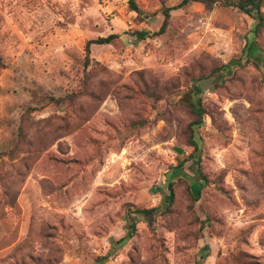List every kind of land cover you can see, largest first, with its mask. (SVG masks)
Here are the masks:
<instances>
[{
  "label": "rangeland",
  "instance_id": "obj_1",
  "mask_svg": "<svg viewBox=\"0 0 264 264\" xmlns=\"http://www.w3.org/2000/svg\"><path fill=\"white\" fill-rule=\"evenodd\" d=\"M181 1L0 0V264H264V27Z\"/></svg>",
  "mask_w": 264,
  "mask_h": 264
},
{
  "label": "trees",
  "instance_id": "obj_2",
  "mask_svg": "<svg viewBox=\"0 0 264 264\" xmlns=\"http://www.w3.org/2000/svg\"><path fill=\"white\" fill-rule=\"evenodd\" d=\"M193 2H200L202 3L207 9H213L217 5H224L228 7H236L240 9L242 12L252 16L256 22L254 24V27L252 29V32L254 34V37L259 34L261 29L264 27V12L262 10V4L264 0H182L179 3V7H185L188 6L189 4ZM129 6L132 10L136 11L139 15L143 14V11L141 7L138 5L137 0H128ZM163 14H164V20L163 23L160 27V30L158 32H163L169 25V21L171 18V7L165 6L163 7ZM150 31H145V30H139L137 31V37L138 39H146L147 37L151 36ZM117 37V34H110L106 37H98L96 39L89 40L86 45V63L89 62L90 60V44L92 43H111L114 38ZM253 37V38H254ZM248 48L250 49L249 55L246 57V59L249 61L252 58L251 51L253 50L256 42L254 39H247ZM238 63H241V61H238L237 59H230V61L222 66V68L229 69V71L237 66ZM199 90V89H198ZM197 90L196 93V99L188 102V106L191 109L193 115L195 116L194 121L190 125V136L189 140L191 145L194 146V149H197L198 144L196 140L194 139V129L193 125H201L205 122L206 120V111L205 108L202 105L201 98L199 97V91ZM194 173L198 180L201 182L202 187L205 186L208 183V177L203 173L201 167L197 166L194 169ZM168 189H169V194L166 197V200L164 201L163 204L157 205L154 207L150 208H140V209H135V212L137 213H142L144 215H152L157 212L165 213L168 212L174 202V189L172 186V183L168 184ZM136 230V222L134 219H132L131 225H130V230L128 231L127 235L119 240L116 241V246L115 249L118 248V246H121L124 244L125 241H127L135 232ZM108 257L107 256H102L98 258L97 262L98 264H102Z\"/></svg>",
  "mask_w": 264,
  "mask_h": 264
}]
</instances>
